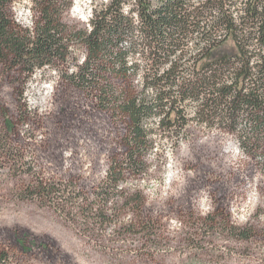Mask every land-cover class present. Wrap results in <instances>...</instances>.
<instances>
[{
    "label": "rangeland",
    "instance_id": "rangeland-1",
    "mask_svg": "<svg viewBox=\"0 0 264 264\" xmlns=\"http://www.w3.org/2000/svg\"><path fill=\"white\" fill-rule=\"evenodd\" d=\"M107 2L73 0L63 20L89 28ZM11 12L33 28L29 0ZM225 37L214 58L235 52ZM71 45L66 63L30 76L0 61V250L8 253L0 264H264V137L250 116L204 117L192 100L166 108L171 126L146 120L153 144L145 168L103 196L112 160L126 156L128 129L71 81L86 56L81 43ZM130 61L145 64L131 79L141 92L151 61L139 53ZM203 61L187 60L180 83L203 74ZM179 108L184 120L175 123ZM43 183L58 190L41 196Z\"/></svg>",
    "mask_w": 264,
    "mask_h": 264
},
{
    "label": "trees",
    "instance_id": "trees-1",
    "mask_svg": "<svg viewBox=\"0 0 264 264\" xmlns=\"http://www.w3.org/2000/svg\"><path fill=\"white\" fill-rule=\"evenodd\" d=\"M15 1L0 0V61L30 76L35 67L66 63L71 44L81 43L86 56L71 81L127 126L126 156L112 160L99 194L108 196L110 186L116 188L127 172L145 168L143 153L153 144L146 120L171 126L166 108L175 109L182 100L201 102V114L208 118L235 119L245 113L253 133L264 137V0H109L95 9L89 28L63 20L73 0H29L37 13L32 29L15 21ZM222 35L232 37L236 50L214 58L210 52L221 45ZM135 53L147 65L151 61L153 69L144 75L141 92L131 79L145 64L130 61ZM197 55L205 57L204 73L180 83L187 60ZM115 80L125 87L119 89ZM150 89L152 94L146 93ZM182 112L179 108L175 123L184 120ZM38 188L46 197L58 190L44 183ZM7 258L0 250V262Z\"/></svg>",
    "mask_w": 264,
    "mask_h": 264
}]
</instances>
